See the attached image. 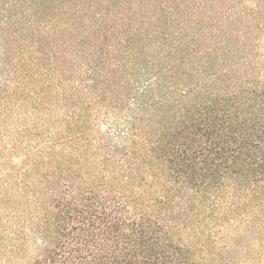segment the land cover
<instances>
[{
    "label": "trees",
    "instance_id": "16d2710c",
    "mask_svg": "<svg viewBox=\"0 0 264 264\" xmlns=\"http://www.w3.org/2000/svg\"><path fill=\"white\" fill-rule=\"evenodd\" d=\"M0 264H264V0H0Z\"/></svg>",
    "mask_w": 264,
    "mask_h": 264
},
{
    "label": "rangeland",
    "instance_id": "374dc122",
    "mask_svg": "<svg viewBox=\"0 0 264 264\" xmlns=\"http://www.w3.org/2000/svg\"><path fill=\"white\" fill-rule=\"evenodd\" d=\"M187 203L188 202H182L180 203L179 206L176 207V210L178 212L177 214V217L179 215L180 219L177 218V220L181 221V220H188L189 222V228L186 229V230H183L182 233H179L181 234V236H183L184 238L188 235L190 236V238L188 240H186V242H191V207L190 206H187ZM188 208V210H186ZM185 209V210H184ZM180 210V211H179ZM180 223V222H179ZM181 224V223H180ZM230 225V224H229ZM229 225H226L225 227L226 228H223V233H221V235L219 234L218 236V244H224V242L222 241V238L224 236V233H228L229 231H231L232 229H234L233 226H229ZM211 240V239H210ZM247 242H245L244 240L242 241V244H246ZM257 244V243H256Z\"/></svg>",
    "mask_w": 264,
    "mask_h": 264
}]
</instances>
